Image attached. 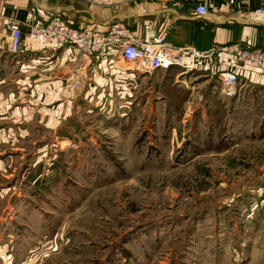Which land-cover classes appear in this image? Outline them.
<instances>
[{
	"label": "rangeland",
	"instance_id": "obj_1",
	"mask_svg": "<svg viewBox=\"0 0 264 264\" xmlns=\"http://www.w3.org/2000/svg\"><path fill=\"white\" fill-rule=\"evenodd\" d=\"M203 86L0 121V264H264V97Z\"/></svg>",
	"mask_w": 264,
	"mask_h": 264
},
{
	"label": "crops",
	"instance_id": "obj_2",
	"mask_svg": "<svg viewBox=\"0 0 264 264\" xmlns=\"http://www.w3.org/2000/svg\"><path fill=\"white\" fill-rule=\"evenodd\" d=\"M197 5L208 8L206 20L194 15ZM257 10L264 13V0H102L98 6H90L84 0H0V121L10 117L15 125L23 126L19 120L25 122L34 111L38 122L47 117L46 125L52 129L61 118L72 126L77 102L83 106L93 103L105 110L113 109L112 104L142 103L144 107L150 105L149 118H153L154 104L168 102L164 96L167 86L181 89V85L197 83L204 88L212 80L203 74V63L199 65L200 72L190 74H179L180 70L173 68L135 75L110 56L92 59L79 92H73L65 80L71 74L74 50L41 51L28 28L22 26L20 50L12 56L7 51L4 31L9 18L24 22L31 12L44 19L58 17L77 29L106 30L118 24L140 40L150 30L174 48H193L203 53L219 44L264 50V23L244 16ZM182 59L187 62L189 53L185 52ZM228 64L226 58L220 57L217 66L225 68ZM238 74V93L233 99L264 97L263 73L239 66Z\"/></svg>",
	"mask_w": 264,
	"mask_h": 264
},
{
	"label": "built area",
	"instance_id": "obj_3",
	"mask_svg": "<svg viewBox=\"0 0 264 264\" xmlns=\"http://www.w3.org/2000/svg\"><path fill=\"white\" fill-rule=\"evenodd\" d=\"M84 1L90 6L102 3V0ZM193 13L202 20L209 17V10L205 5L195 6ZM252 14L264 15L261 10ZM22 26L28 28L29 36L41 51L64 48L74 50L71 74L65 80L66 87L73 92H79L92 59L110 56H115L126 72L135 75H151L173 68L179 69V74H190L200 72L199 65L203 63V74L210 75L216 84V95L222 100L237 96L239 66L246 67L251 72L258 71L264 74V50L237 44H219L201 53L193 48H174L150 30H147L144 38L140 40L122 25H111L106 30L98 27L77 29L58 17L44 19L34 16L31 12L26 15L24 22L9 18L4 23L8 39L7 51L12 56L19 53ZM185 52L189 53L187 62L182 59ZM220 57L229 61L227 67L217 66Z\"/></svg>",
	"mask_w": 264,
	"mask_h": 264
},
{
	"label": "trees",
	"instance_id": "obj_4",
	"mask_svg": "<svg viewBox=\"0 0 264 264\" xmlns=\"http://www.w3.org/2000/svg\"><path fill=\"white\" fill-rule=\"evenodd\" d=\"M167 89H168V92L166 91V94L167 95L170 94V95H168L170 99H171V97L173 98V96H178L179 94H181V93L175 91L176 89H173L171 87H168Z\"/></svg>",
	"mask_w": 264,
	"mask_h": 264
},
{
	"label": "bare ground",
	"instance_id": "obj_5",
	"mask_svg": "<svg viewBox=\"0 0 264 264\" xmlns=\"http://www.w3.org/2000/svg\"><path fill=\"white\" fill-rule=\"evenodd\" d=\"M252 20L254 21H260V22H263L264 23V15H261V16H252L251 18Z\"/></svg>",
	"mask_w": 264,
	"mask_h": 264
}]
</instances>
